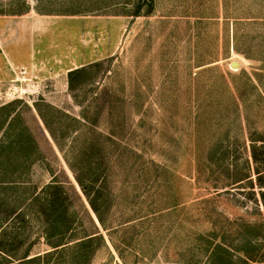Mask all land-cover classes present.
Instances as JSON below:
<instances>
[{
  "label": "rangeland",
  "instance_id": "obj_1",
  "mask_svg": "<svg viewBox=\"0 0 264 264\" xmlns=\"http://www.w3.org/2000/svg\"><path fill=\"white\" fill-rule=\"evenodd\" d=\"M37 105L57 134L70 118L62 152ZM15 138L32 154L0 177V264H264V0H0V142ZM63 151L78 173L98 159L109 231ZM70 228L105 243L71 249Z\"/></svg>",
  "mask_w": 264,
  "mask_h": 264
},
{
  "label": "trees",
  "instance_id": "obj_2",
  "mask_svg": "<svg viewBox=\"0 0 264 264\" xmlns=\"http://www.w3.org/2000/svg\"><path fill=\"white\" fill-rule=\"evenodd\" d=\"M82 72H83V70H81V69L76 70L74 72H71L70 77L72 78L73 76L81 74ZM36 107H37V113H38L41 121L45 124V126L47 128V131L51 134L53 140L57 144V147L62 152V145H61L60 141L61 140L65 141L67 138L71 137V135L73 134L72 133L73 131H71L68 128V127H70L69 125L71 124L69 122L70 118L68 116L64 115L62 112L59 113V116H62L65 120L68 121V126L66 128H64L63 130H61V131L59 130V133L57 134V133H55V131L53 129L50 128V122H48L49 119H48V116L46 114V112H48V113L50 112L51 113L55 109L52 106H49V105H45V107H46L45 109L42 108L43 105H41V106L37 105ZM57 118H59V117H57ZM17 120H15V119L12 120L11 119L9 121L10 122L9 123L10 126L14 127L15 124L17 123ZM74 122H76L77 124H80L81 125V129L83 128V124H81V122H79V120H75ZM78 128H80V126ZM74 132L78 133L79 129H77V130L75 129ZM25 133H27L26 130H25ZM23 135H24V133H23ZM23 139H24V136H23ZM23 141L19 142L16 138L14 139V142H18L20 144V146H18L19 148H16L14 146L15 143L14 144L11 143L10 146L7 147L6 145H4V144H2L0 142V157H1V155H4V153H2V151L4 149H7V151L11 152V154H12L10 159H7L8 162H9V166L12 169H6V170L2 169L3 175L0 176V177H2V180H4V179H17V177H14V176L11 177L12 174L16 173V170L21 168V166L19 164L20 163L19 161L12 160V157H14V154L17 153V150L20 149V152L25 151L26 152V153L24 152L25 154H27L28 152L31 153V146L30 145H27V146L23 145ZM27 143H29V142H27ZM27 149H29V150L26 151ZM85 149L87 151H91L89 146L85 147ZM63 153H65L64 159H65L66 163L68 164L69 168L71 170H73L74 167H73V165L71 163L72 162L71 158H69V156L68 157L66 156V152L63 151ZM83 153L86 154V152H83ZM86 157H87V155H86ZM89 159H90V157H89ZM97 163H98V159L89 160V164H88L86 172H79L78 173L74 169L73 173L75 174V178H76L77 184L79 185L80 189L82 190L83 195L86 197L89 205L91 206V209L93 210V212H94L99 224L101 225V227H103V229L105 231H109V229H111V226L103 218V212L101 211V208L97 205V203H99V201H101V200H99L100 199V193L98 192L97 195H96L95 193H93V190H92L94 187L96 188L97 184L100 181L99 178H96V176H97L96 169L98 167ZM83 171H84V169H83ZM45 189H47L48 193H47L46 198L44 199L43 204H46V205L51 206V207H53L54 205H57V202H60L61 198L66 195L64 193L63 188L59 184H52V185H50V187L45 188ZM95 196H98V198L95 199ZM38 201H39V198L37 196L35 198V200H34V203H36ZM62 201L65 202V200H62ZM49 212L53 213L52 210H50ZM56 214H59L57 216L58 218L56 216H55V219H53V217H49L47 219V221L45 222L46 225H48V227L50 225V229H54L56 227V225L58 224V222H60V224L64 225V221H61V218L64 216L63 210H61V209L56 210L55 211V215ZM59 219H60V221H59ZM58 226H59L60 229L62 228L61 225H58ZM72 231H73V228H70V235L73 233ZM69 238H71V241H69L67 243H64V245L65 244L69 245L70 243H72V245L69 246L71 249L85 248V247L90 246L91 244H93V243H95L97 241H100V240H102L103 242L105 241L103 235H101L100 232L99 233L98 232L94 233L93 235H86L85 237H82V238H79V239H77V238L73 239L72 235ZM56 248H58V247H56ZM68 248H67L66 251H69ZM58 251H59L58 253L63 252L62 250H58Z\"/></svg>",
  "mask_w": 264,
  "mask_h": 264
},
{
  "label": "water",
  "instance_id": "obj_3",
  "mask_svg": "<svg viewBox=\"0 0 264 264\" xmlns=\"http://www.w3.org/2000/svg\"><path fill=\"white\" fill-rule=\"evenodd\" d=\"M232 66H233V68H239V64L238 63H234Z\"/></svg>",
  "mask_w": 264,
  "mask_h": 264
}]
</instances>
